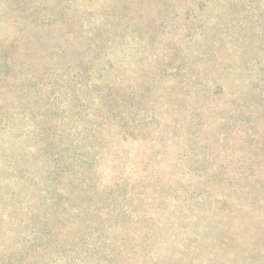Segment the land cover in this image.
Returning a JSON list of instances; mask_svg holds the SVG:
<instances>
[{"label": "rangeland", "instance_id": "374dc122", "mask_svg": "<svg viewBox=\"0 0 264 264\" xmlns=\"http://www.w3.org/2000/svg\"><path fill=\"white\" fill-rule=\"evenodd\" d=\"M35 10L56 23L23 24ZM0 18L7 61L23 58L15 45L28 41L23 28L33 31L25 63L38 78L110 63L119 67L104 79L136 89L119 134L105 125L94 136L96 187L116 188V211L126 213L113 221L112 255L101 246L83 260L64 239L56 252L33 247L21 228L0 234V264H264V0H0ZM4 68L8 87L16 71ZM66 115L56 110L53 121ZM80 115L63 139L90 124ZM28 123L18 125L33 130ZM31 138L27 149L42 146ZM9 151L0 145V157ZM56 197H73L65 181ZM67 212L61 238L75 229Z\"/></svg>", "mask_w": 264, "mask_h": 264}, {"label": "trees", "instance_id": "16d2710c", "mask_svg": "<svg viewBox=\"0 0 264 264\" xmlns=\"http://www.w3.org/2000/svg\"><path fill=\"white\" fill-rule=\"evenodd\" d=\"M39 15L40 11L35 10L23 15L21 20L23 24L28 20L30 26L39 23V19L42 23H56V18L42 19ZM23 31L28 41L22 43V47L15 45L16 49L27 50L20 55L23 58L16 59L12 55L7 61L0 54V81L4 79L0 85V138L5 140L0 145L10 150L8 155L0 157V191L4 195L0 198V234L17 233L23 228L26 242L54 252L60 249L61 239L68 240L73 255L83 260L88 258L85 250L101 246L104 254L112 255L108 245L111 244L109 235L113 221L126 213L124 209L119 214L116 211L121 197L116 188L99 190L96 187L93 163L100 143H95L94 136L97 128L105 125L119 134V128L125 126L123 115L135 107L130 103V95L135 94L136 89L125 86L120 78L107 82L102 71L119 67L110 63L100 67V71L70 70L56 75L46 73L38 78L37 64L25 63L28 61L26 56L35 52L36 37L32 30L27 32L23 28ZM106 32L109 31L106 29ZM88 38L92 39L91 36ZM7 62L16 71L12 75L13 83H8V87L5 81L10 73L4 68ZM251 87L259 92L255 85ZM29 93L34 94L33 101L27 97ZM120 106L123 107L122 116L116 118L113 111ZM56 110L66 111V119L54 122ZM83 110L88 111L90 124L73 133L71 139H63L67 124L74 123L77 130L82 126L84 119L80 111ZM21 120L23 126L34 121L35 128L23 129L18 125ZM22 136L28 141L21 147V141L16 138ZM33 136L42 146L37 149L31 145L27 149ZM60 181H65L73 194L66 204L56 197ZM113 185L117 187V181L114 180ZM67 208L74 211L75 229L72 236L61 238V218L68 214ZM16 214L21 216L20 219Z\"/></svg>", "mask_w": 264, "mask_h": 264}]
</instances>
